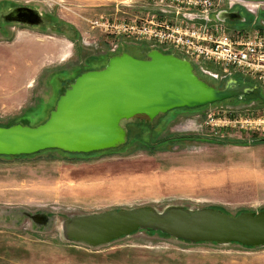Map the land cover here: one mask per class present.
I'll use <instances>...</instances> for the list:
<instances>
[{"label":"rangeland","instance_id":"rangeland-1","mask_svg":"<svg viewBox=\"0 0 264 264\" xmlns=\"http://www.w3.org/2000/svg\"><path fill=\"white\" fill-rule=\"evenodd\" d=\"M1 2L36 3L53 13L50 24H64L60 32L12 26L7 35L0 34V124L16 120L36 126L47 119L79 71L100 69L122 52L138 57L139 50H150L145 44L124 43L123 34L102 26L107 18L117 24L132 17L137 0H0V6ZM237 11L244 20H227V26L250 27L255 15L243 8ZM257 18L258 24L264 20V10ZM208 79L220 88L227 82ZM256 91L261 98L235 97L197 109L177 108L152 122L122 120L127 141L118 148L0 157V264H264V245L191 243L140 229L90 247L67 241L62 233L66 218L110 209L211 206L233 215L264 210V145L174 138L264 136V94L259 87ZM223 108L232 113H219ZM213 113L214 122L224 116L241 122L206 123ZM223 127L228 129L220 130Z\"/></svg>","mask_w":264,"mask_h":264},{"label":"water","instance_id":"water-1","mask_svg":"<svg viewBox=\"0 0 264 264\" xmlns=\"http://www.w3.org/2000/svg\"><path fill=\"white\" fill-rule=\"evenodd\" d=\"M38 17L35 13L31 20L16 21L32 25ZM217 17L221 21L244 20L238 11H221ZM256 89V85L235 78L228 79L222 88L213 86L196 74L190 61L173 53L150 49L145 58H138L122 52L109 57L104 67L78 75L44 122L0 126V155H30L46 149L91 153L118 148L127 141L122 120L144 118L152 122L170 110L241 99ZM140 229L191 243L258 247L264 245V210L233 215L211 206L191 209L170 205L162 210L143 206L70 216L62 223L67 241L90 247Z\"/></svg>","mask_w":264,"mask_h":264},{"label":"built area","instance_id":"built-area-1","mask_svg":"<svg viewBox=\"0 0 264 264\" xmlns=\"http://www.w3.org/2000/svg\"><path fill=\"white\" fill-rule=\"evenodd\" d=\"M136 3L132 17H123L117 24L107 18L102 23L104 29L123 34L124 43L145 44L149 49L187 59L200 74L213 80L227 81L238 76L245 82H253L264 94V20L260 19L258 24L257 18L258 11L264 10V0H137ZM242 8L255 15L248 28L231 30L227 20L217 17L221 11ZM219 113L232 112L223 108ZM213 116L214 113L208 114L206 123L217 125ZM222 121L226 125L241 122L225 116Z\"/></svg>","mask_w":264,"mask_h":264},{"label":"flooded vegetation","instance_id":"flooded-vegetation-1","mask_svg":"<svg viewBox=\"0 0 264 264\" xmlns=\"http://www.w3.org/2000/svg\"><path fill=\"white\" fill-rule=\"evenodd\" d=\"M1 3H4V5L1 4L0 6V34L7 35V33L9 32V27L11 28L12 26L39 28L41 30L44 29L50 32H60L61 31L60 30L61 24L59 22L50 24V22L53 20V16H54L53 13L44 11L36 3L35 4H28V3H22V4H14V3L9 4L8 3L7 4V2H1ZM234 11H237V10H234ZM35 13L39 15L38 18H35V20L37 19V23L35 24L31 25L29 23H20L19 21H16L18 19L31 20V16H34ZM24 14L26 15V17L23 16ZM139 51L141 54L138 55V58H145V54L148 51L146 52L144 50H139ZM94 69L95 68L86 69L82 71L85 72V71L94 70ZM68 72L69 71L65 70V72L63 73H68Z\"/></svg>","mask_w":264,"mask_h":264},{"label":"trees","instance_id":"trees-1","mask_svg":"<svg viewBox=\"0 0 264 264\" xmlns=\"http://www.w3.org/2000/svg\"><path fill=\"white\" fill-rule=\"evenodd\" d=\"M61 24V26L64 24L63 22L61 21H57ZM196 74L199 75L200 78L204 79L205 81L208 82V78L203 76L202 74H200L196 69H194ZM81 72L83 71H79L78 74H75L74 75V79L81 74ZM73 79V81H74ZM240 79V78H239ZM72 81V82H73ZM243 80L240 79L238 80V82H242ZM248 82V81H247ZM250 83L251 85H254L253 82H248ZM69 86V85H68ZM66 89V88H65ZM64 89V90H65ZM63 93V92H62ZM256 97H259L261 98V95H257V91L255 90L253 94L251 95H247L246 99H254ZM230 99H233V98H230ZM226 100H229V99H226ZM225 101V100H224ZM197 108H200V107H197ZM197 108H182V109H197ZM181 109V108H179ZM15 121V122H14ZM14 123H19V121H16V120H13V121H9L8 123H5V124H0V126H10ZM174 138L176 139H190V140H195V141H199V142H204V140H207L208 142H216V143H219V144H232V145H237V146H245V145H253V144H256V143H261V142H264V137H251L249 140H246V139H236V138H220L218 136H206V135H198V134H179V135H176L174 136ZM109 150V149H108ZM46 151H60L62 153H68V152H63L61 150H57V149H46V150H43V151H40L38 153H43V152H46ZM99 152V151H98ZM38 153H35V154H30V155H19V156H4V155H0V157H20V156H33V155H36ZM91 153H95V152H91ZM91 153H69V154H91ZM216 209H219V208H216ZM224 211V210H223ZM240 212L236 213V214H239ZM235 214V215H236ZM150 232H154V230H148ZM155 233V232H154ZM156 233H160V234H163L159 231H156ZM163 235H166V234H163ZM245 247V246H244ZM248 248H251V247H248Z\"/></svg>","mask_w":264,"mask_h":264},{"label":"crops","instance_id":"crops-1","mask_svg":"<svg viewBox=\"0 0 264 264\" xmlns=\"http://www.w3.org/2000/svg\"><path fill=\"white\" fill-rule=\"evenodd\" d=\"M218 122H219V123H224V124H225V122H223V121L221 122V120H219ZM227 123H228V122H227ZM229 123L231 124V123H233V122H229ZM225 125H226V124H225ZM227 129H228V128H226V127L224 128V127H223V128H221L220 130H224V131H226ZM262 137H264V136H262ZM253 145H264V142L256 143V144H253Z\"/></svg>","mask_w":264,"mask_h":264}]
</instances>
